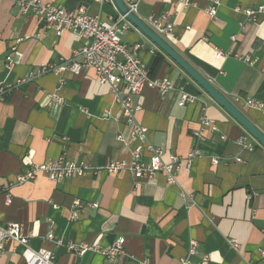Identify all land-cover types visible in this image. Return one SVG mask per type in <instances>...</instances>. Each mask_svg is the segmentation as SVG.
I'll use <instances>...</instances> for the list:
<instances>
[{
  "label": "crops",
  "instance_id": "1",
  "mask_svg": "<svg viewBox=\"0 0 264 264\" xmlns=\"http://www.w3.org/2000/svg\"><path fill=\"white\" fill-rule=\"evenodd\" d=\"M43 1L67 10L84 7L101 20L117 15L106 1ZM208 2L141 0L138 18L167 15L175 37L169 45L264 135V16L252 20L243 12L264 6V0H218L215 19L206 13ZM123 42L142 46L136 55L151 79L168 78L175 86L162 98L151 89L121 94L132 101L133 123L93 71L42 73L73 58L81 45L77 36L46 31L30 10L12 0L0 2V89L6 91L0 101V225H20L30 248L51 251L56 264H179L189 241L196 242L194 262L208 255V264H264V148L135 27ZM158 56L163 61L151 72ZM238 57L256 62L248 65ZM181 93L198 102L180 106ZM52 94L63 102H51ZM247 100L259 102L262 110L245 107ZM203 117L216 129L195 140ZM136 126L146 129L165 162L170 155L186 159L192 149L198 152L190 170L177 173L175 187H167L162 174L135 185L127 169L117 175L104 171L108 163L129 166L142 144L134 136ZM149 155L143 153L142 161ZM59 158L86 170L64 181L41 175L11 186L31 165ZM211 159H218V166ZM73 211L79 212L75 221ZM50 232L53 241L46 239ZM120 238L123 253L103 257L100 250ZM70 244L92 250L80 255L66 249ZM22 251L7 242L0 264H24Z\"/></svg>",
  "mask_w": 264,
  "mask_h": 264
},
{
  "label": "built area",
  "instance_id": "2",
  "mask_svg": "<svg viewBox=\"0 0 264 264\" xmlns=\"http://www.w3.org/2000/svg\"><path fill=\"white\" fill-rule=\"evenodd\" d=\"M2 0H0L1 2ZM19 5L23 11L30 10L35 16L44 23L46 31H53L58 35L61 33H72L77 36L81 42L80 47L74 52L72 59L64 60L58 67L46 66L42 69V73L51 72L55 75L70 73L78 75L82 72L93 71L97 81L101 85H108L111 92L114 94L116 101L121 104L124 110L125 119L129 123L134 122V112L129 96L122 98L121 94L125 91L129 95H138L143 89H151L162 97L175 90V86L168 78L151 79L148 71L139 58L136 52L142 48L139 44L127 46L123 42V37L132 26L127 20V14H122L117 11L112 0H92L95 3L102 4L105 1L109 2L117 11L116 16H109L105 20H101L99 16H89L84 7H79L75 10H67L63 7H56L44 2L43 0H12ZM128 14L138 17V9L141 0H122ZM218 0H209L206 13L210 19H215L217 14ZM244 14L252 20H256L258 16H264V6H258L253 9L243 11ZM168 16L163 15L159 18L149 15L144 23L158 37L169 44L174 37V25L168 22ZM234 41L235 39L232 38ZM219 56L227 58L228 54L217 52ZM241 61L248 65H254L256 59L250 57H238ZM63 85V80L59 79V86ZM6 91L0 89V101ZM50 101L58 104L63 102V99L52 94L49 96ZM198 102V98L180 94L178 101L180 106L191 105ZM245 107L262 110L263 106L256 101L247 100L244 102ZM135 128V127H134ZM214 123L206 117H203L199 124V129L193 133L195 140H201L206 131H215ZM134 136L142 144L136 147L132 152V159L127 167L125 163L115 162L108 163L104 167V171L109 175H117L124 169H127L132 176L134 184L139 182L154 181L157 175L162 174L167 187H175L177 185V173L184 169L189 171L193 160L198 155L195 149H192L186 159L178 158V156L170 155L167 162L163 161V153L160 149L153 147L147 138V131L143 127L133 129ZM123 141L122 135L117 138ZM245 148H251L245 144V141L240 142ZM142 152V153H141ZM150 154L147 162L142 161V154ZM239 161V160H237ZM211 164L218 166V159H211ZM86 170L81 164L72 163L64 158H59L54 161H47L41 165H31L23 173L15 177V181L11 186H18L27 182L36 180L39 176L44 175L51 182L64 181L72 177L81 176ZM5 204L11 203V195L6 193ZM79 212L73 211L70 214V219L75 221L78 219ZM47 241L54 240L52 232L46 235ZM14 241L23 248L21 257L24 264H56L54 254L47 249L32 250L29 246L27 237L23 235L20 225L17 223H9L0 225V254L4 250L7 242ZM61 245L60 242L56 243ZM124 239H118L114 245L100 250L101 255L105 258H111L123 253L122 246ZM229 245L235 251L239 247L236 242L230 241ZM196 242L189 241L186 248V255L179 264H208L209 256L203 255L198 261H192L190 258L196 255ZM69 251H77L83 255L90 247H75V245H67ZM261 257L264 252L260 251ZM136 264H150L146 260L139 261Z\"/></svg>",
  "mask_w": 264,
  "mask_h": 264
},
{
  "label": "water",
  "instance_id": "3",
  "mask_svg": "<svg viewBox=\"0 0 264 264\" xmlns=\"http://www.w3.org/2000/svg\"><path fill=\"white\" fill-rule=\"evenodd\" d=\"M115 8L122 14H127V20L142 33L152 44L185 74L194 81L199 87L219 105L234 121H236L255 141L264 148V135L241 113L235 106L222 96L209 81L203 78L183 57H181L168 43L158 37L152 30L135 15L128 14L122 0H112Z\"/></svg>",
  "mask_w": 264,
  "mask_h": 264
},
{
  "label": "trees",
  "instance_id": "4",
  "mask_svg": "<svg viewBox=\"0 0 264 264\" xmlns=\"http://www.w3.org/2000/svg\"><path fill=\"white\" fill-rule=\"evenodd\" d=\"M162 61H163V59H162L160 56H158V57L155 59L153 65H152L151 72H152V71H156L157 68H158V67L160 66V64L162 63ZM148 74H149V77H150V73H148ZM151 75H152V74H151Z\"/></svg>",
  "mask_w": 264,
  "mask_h": 264
}]
</instances>
